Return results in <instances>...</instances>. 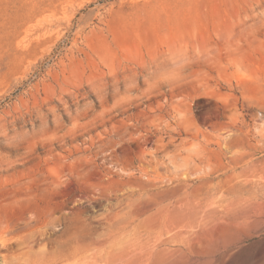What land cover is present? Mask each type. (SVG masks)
<instances>
[{
	"label": "rangeland",
	"instance_id": "1",
	"mask_svg": "<svg viewBox=\"0 0 264 264\" xmlns=\"http://www.w3.org/2000/svg\"><path fill=\"white\" fill-rule=\"evenodd\" d=\"M0 264H264V0H0Z\"/></svg>",
	"mask_w": 264,
	"mask_h": 264
}]
</instances>
